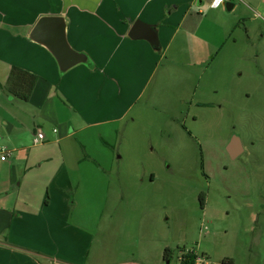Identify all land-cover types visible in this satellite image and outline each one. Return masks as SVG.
I'll return each instance as SVG.
<instances>
[{"label": "rangeland", "instance_id": "obj_1", "mask_svg": "<svg viewBox=\"0 0 264 264\" xmlns=\"http://www.w3.org/2000/svg\"><path fill=\"white\" fill-rule=\"evenodd\" d=\"M233 1L247 14L193 87L179 67L161 69L120 123L54 146L56 162L94 168L62 215L95 234L85 264H181V248L196 264H264V0ZM235 135L244 151L232 159ZM29 250L0 245V264L50 262Z\"/></svg>", "mask_w": 264, "mask_h": 264}, {"label": "crops", "instance_id": "obj_2", "mask_svg": "<svg viewBox=\"0 0 264 264\" xmlns=\"http://www.w3.org/2000/svg\"><path fill=\"white\" fill-rule=\"evenodd\" d=\"M237 8L214 0H0V146L9 151L0 159V245L33 248L50 259L45 264L88 263L95 234L62 215L75 208L68 193H77L80 180L92 183L94 168L56 162L54 146L77 130L120 123L161 69L179 67L190 83L200 77L246 16ZM44 15L64 16L68 41L85 62L62 71L30 38ZM137 22L144 35L154 29L158 44L130 34ZM14 65L39 76L27 102L3 88ZM45 123L53 132L35 144Z\"/></svg>", "mask_w": 264, "mask_h": 264}, {"label": "water", "instance_id": "obj_3", "mask_svg": "<svg viewBox=\"0 0 264 264\" xmlns=\"http://www.w3.org/2000/svg\"><path fill=\"white\" fill-rule=\"evenodd\" d=\"M228 10L234 8L235 3L227 1L224 3ZM142 26L140 22H137L131 35L135 37H145L149 39L153 44H158L157 34L152 28L151 32L141 33L139 28ZM30 38L40 44L45 45L55 56L62 71H66L69 68L86 61V55L74 49L67 38V23L62 15H44L41 16L34 25ZM227 152L232 159L237 158L244 151L242 142L238 136H233L230 142L227 144Z\"/></svg>", "mask_w": 264, "mask_h": 264}, {"label": "trees", "instance_id": "obj_4", "mask_svg": "<svg viewBox=\"0 0 264 264\" xmlns=\"http://www.w3.org/2000/svg\"><path fill=\"white\" fill-rule=\"evenodd\" d=\"M39 76L20 66H12L8 80L3 88L8 93L12 94L21 101L27 102L30 100L34 88L38 82ZM182 257L181 264H196L199 255L192 250L181 248ZM172 255V250L167 248L165 258L169 259ZM222 264H234L232 259H225Z\"/></svg>", "mask_w": 264, "mask_h": 264}, {"label": "built area", "instance_id": "obj_5", "mask_svg": "<svg viewBox=\"0 0 264 264\" xmlns=\"http://www.w3.org/2000/svg\"><path fill=\"white\" fill-rule=\"evenodd\" d=\"M227 1H231V0H214V3L224 4ZM45 140H46L45 133L42 130L41 131H37V133L35 134L34 140H33L34 143L35 144H39V143L44 142ZM8 156H9L8 149L5 146H0V159L1 160H7ZM199 259L200 258H198L197 261Z\"/></svg>", "mask_w": 264, "mask_h": 264}, {"label": "flooded vegetation", "instance_id": "obj_6", "mask_svg": "<svg viewBox=\"0 0 264 264\" xmlns=\"http://www.w3.org/2000/svg\"><path fill=\"white\" fill-rule=\"evenodd\" d=\"M204 197H205V196H204V195H202V199H204Z\"/></svg>", "mask_w": 264, "mask_h": 264}]
</instances>
